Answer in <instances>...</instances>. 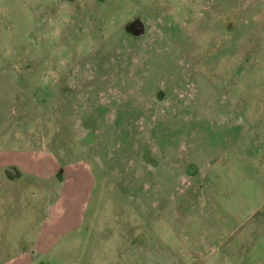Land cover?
Here are the masks:
<instances>
[{"label":"rangeland","instance_id":"374dc122","mask_svg":"<svg viewBox=\"0 0 264 264\" xmlns=\"http://www.w3.org/2000/svg\"><path fill=\"white\" fill-rule=\"evenodd\" d=\"M0 264H264V0H0Z\"/></svg>","mask_w":264,"mask_h":264},{"label":"crops","instance_id":"0c3cea01","mask_svg":"<svg viewBox=\"0 0 264 264\" xmlns=\"http://www.w3.org/2000/svg\"><path fill=\"white\" fill-rule=\"evenodd\" d=\"M12 167H16V166H12ZM69 168L71 167H66L64 169V174H65L64 181L63 182L58 181L56 184L57 187L60 188L61 186L62 188V185L64 184V188L66 190L68 189V191H70V187H72L74 190L75 188H77V191H80L81 195L86 194L90 196L95 186V181L91 169L85 164H79L78 166L72 167V169L70 170ZM20 172H21V176L17 179V181L23 178L22 176H24V174L26 173L22 171ZM53 172L61 174V172L58 170ZM30 173H32L34 176L42 180H50V175L53 176L52 174L43 173V172L42 173L30 172ZM89 198L87 197L84 200L85 202L87 201L86 206L84 207L86 211H87V204ZM79 199L81 202V206L75 203L76 201L73 202L77 209L76 219L74 216H68L66 211L63 214H61V212L59 211L55 217L52 214L53 211H50L51 212L50 216L45 217L46 220L42 223L41 225L42 228L39 231H37L36 234L37 239L36 242L34 243L36 244L34 245V250L37 249V251L40 254L48 252L51 248V244L53 243V241L56 240V238H58L62 233L64 234L65 232H67V230H73V228H77L83 224L82 222L85 219L86 212L83 213L82 197H80ZM77 217L78 220L81 218L80 221H77ZM34 257L36 258V256Z\"/></svg>","mask_w":264,"mask_h":264},{"label":"flooded vegetation","instance_id":"af4514ba","mask_svg":"<svg viewBox=\"0 0 264 264\" xmlns=\"http://www.w3.org/2000/svg\"><path fill=\"white\" fill-rule=\"evenodd\" d=\"M137 23V24H136ZM137 25H138V22L136 21L135 22V20L134 21H132V22H128L127 24H126V27L127 28H129L128 30H129V32H131L132 34H137V30H138V28H137ZM142 33V32H141Z\"/></svg>","mask_w":264,"mask_h":264},{"label":"water","instance_id":"95a60500","mask_svg":"<svg viewBox=\"0 0 264 264\" xmlns=\"http://www.w3.org/2000/svg\"><path fill=\"white\" fill-rule=\"evenodd\" d=\"M12 168L18 172V174H16L17 175L16 179H18L21 176V172L16 167H12Z\"/></svg>","mask_w":264,"mask_h":264}]
</instances>
